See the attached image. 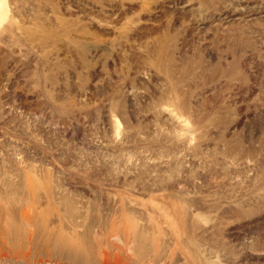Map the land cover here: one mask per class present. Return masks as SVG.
<instances>
[{
	"label": "rangeland",
	"instance_id": "374dc122",
	"mask_svg": "<svg viewBox=\"0 0 264 264\" xmlns=\"http://www.w3.org/2000/svg\"><path fill=\"white\" fill-rule=\"evenodd\" d=\"M0 264H264V0H1Z\"/></svg>",
	"mask_w": 264,
	"mask_h": 264
},
{
	"label": "bare ground",
	"instance_id": "6f19581e",
	"mask_svg": "<svg viewBox=\"0 0 264 264\" xmlns=\"http://www.w3.org/2000/svg\"><path fill=\"white\" fill-rule=\"evenodd\" d=\"M3 1H4V0H3ZM2 11H3V7H2V2H1V0H0V17H1Z\"/></svg>",
	"mask_w": 264,
	"mask_h": 264
}]
</instances>
